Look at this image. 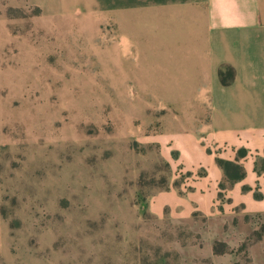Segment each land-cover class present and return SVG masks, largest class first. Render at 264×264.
Masks as SVG:
<instances>
[{"label": "rangeland", "instance_id": "rangeland-1", "mask_svg": "<svg viewBox=\"0 0 264 264\" xmlns=\"http://www.w3.org/2000/svg\"><path fill=\"white\" fill-rule=\"evenodd\" d=\"M161 7L0 0V264H264V142Z\"/></svg>", "mask_w": 264, "mask_h": 264}, {"label": "crops", "instance_id": "crops-1", "mask_svg": "<svg viewBox=\"0 0 264 264\" xmlns=\"http://www.w3.org/2000/svg\"><path fill=\"white\" fill-rule=\"evenodd\" d=\"M160 11L192 21L190 39L175 46L188 60L199 53L210 70L213 132L219 140L260 146L264 142V0H157ZM200 14L199 20L187 16ZM196 19V17H195ZM196 36L195 40L191 38ZM241 45L243 48L241 49ZM205 62V63H204ZM222 64L236 70L224 87L218 79ZM207 101V100H206ZM240 145V146H241Z\"/></svg>", "mask_w": 264, "mask_h": 264}, {"label": "trees", "instance_id": "trees-1", "mask_svg": "<svg viewBox=\"0 0 264 264\" xmlns=\"http://www.w3.org/2000/svg\"><path fill=\"white\" fill-rule=\"evenodd\" d=\"M230 74V78L227 79L226 76ZM218 79L222 86L228 87L230 86L235 80V70L230 65H221L218 70ZM243 153V151H241Z\"/></svg>", "mask_w": 264, "mask_h": 264}]
</instances>
